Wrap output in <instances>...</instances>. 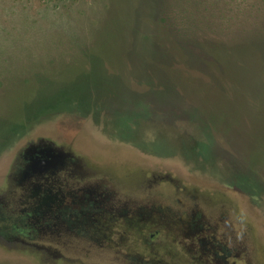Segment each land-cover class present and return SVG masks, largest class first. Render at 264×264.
<instances>
[{
    "label": "rangeland",
    "instance_id": "1",
    "mask_svg": "<svg viewBox=\"0 0 264 264\" xmlns=\"http://www.w3.org/2000/svg\"><path fill=\"white\" fill-rule=\"evenodd\" d=\"M15 1L0 0V81L34 74L39 94L23 123L0 129V184L28 139L76 137L73 151L112 185L170 173L201 206L230 207L264 264V0H20L18 13L1 10ZM6 103L16 116L19 104ZM0 264L41 263L0 250Z\"/></svg>",
    "mask_w": 264,
    "mask_h": 264
},
{
    "label": "flooded vegetation",
    "instance_id": "2",
    "mask_svg": "<svg viewBox=\"0 0 264 264\" xmlns=\"http://www.w3.org/2000/svg\"><path fill=\"white\" fill-rule=\"evenodd\" d=\"M60 135L28 139L8 163L3 253L41 264H261L255 236L234 228L230 207L201 206L170 173L152 172L136 189L112 185L73 151L76 137ZM27 149L41 163L26 160ZM158 184L175 191L152 190Z\"/></svg>",
    "mask_w": 264,
    "mask_h": 264
},
{
    "label": "trees",
    "instance_id": "3",
    "mask_svg": "<svg viewBox=\"0 0 264 264\" xmlns=\"http://www.w3.org/2000/svg\"><path fill=\"white\" fill-rule=\"evenodd\" d=\"M1 10H3V11L8 10V11H10V13H18L19 12L18 10H23V7L21 6L20 0H16L13 3H10L6 6H4ZM261 34H263V33H261ZM256 35H259V34L257 33ZM231 39H233V38H231ZM234 42H237V40H235ZM22 70L25 71V68ZM54 71H49L47 74V77L49 75L50 80H52V79L54 80V78H55L54 75L57 76L61 70L58 71L57 75ZM12 75H13L12 78L8 79L7 80L8 82L6 84L4 82L0 81V97H2L0 100V106L5 107L4 112H0V129L5 127L4 124L15 125V124L23 123L24 122V116L26 113L25 110L27 108H29L31 110L32 108L36 107V104L34 105L33 101L36 98V96L39 94V85H38L39 82H38L36 75H34V74L30 75L25 80L22 78V73L21 74L17 73L16 76L14 74H12ZM12 85H14V86L12 87ZM19 85L21 86L20 91H19V87H18ZM22 91H26L27 94L31 93V96H29L30 98L29 97L23 98L25 96L21 95ZM10 100L14 101L15 106H17L19 104L17 109L14 110V112L17 115L15 114L16 116H13V117L10 115V113L13 111L11 105L8 103L5 104V102L10 101Z\"/></svg>",
    "mask_w": 264,
    "mask_h": 264
},
{
    "label": "water",
    "instance_id": "4",
    "mask_svg": "<svg viewBox=\"0 0 264 264\" xmlns=\"http://www.w3.org/2000/svg\"><path fill=\"white\" fill-rule=\"evenodd\" d=\"M39 146H41V145H39ZM31 148V147H30ZM37 153H39V152H30L29 151V149H27L26 151H25V153H24V155H25V159L26 160H30V161H34V158H36V161H38V162H40V160L39 159H41V158H39L37 155H35L36 157H34V154H37ZM38 159V160H37ZM46 159H44L43 161H45ZM46 162V161H45ZM44 162V163H45ZM41 163V162H40Z\"/></svg>",
    "mask_w": 264,
    "mask_h": 264
}]
</instances>
